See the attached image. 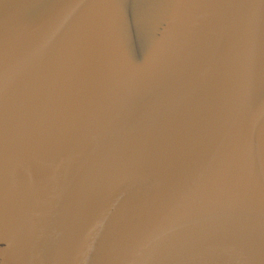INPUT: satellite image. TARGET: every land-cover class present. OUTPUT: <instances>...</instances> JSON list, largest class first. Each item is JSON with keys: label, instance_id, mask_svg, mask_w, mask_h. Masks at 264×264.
<instances>
[{"label": "water", "instance_id": "obj_1", "mask_svg": "<svg viewBox=\"0 0 264 264\" xmlns=\"http://www.w3.org/2000/svg\"><path fill=\"white\" fill-rule=\"evenodd\" d=\"M0 264H264V0H0Z\"/></svg>", "mask_w": 264, "mask_h": 264}]
</instances>
